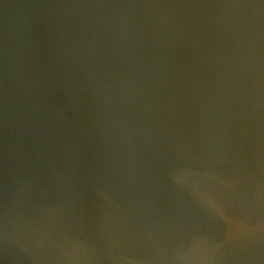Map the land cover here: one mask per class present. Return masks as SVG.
<instances>
[{
	"label": "water",
	"instance_id": "95a60500",
	"mask_svg": "<svg viewBox=\"0 0 264 264\" xmlns=\"http://www.w3.org/2000/svg\"><path fill=\"white\" fill-rule=\"evenodd\" d=\"M0 264H264V0H0Z\"/></svg>",
	"mask_w": 264,
	"mask_h": 264
}]
</instances>
